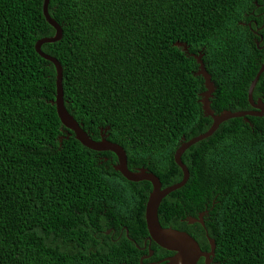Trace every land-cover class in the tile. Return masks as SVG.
Here are the masks:
<instances>
[{
  "label": "trees",
  "instance_id": "1",
  "mask_svg": "<svg viewBox=\"0 0 264 264\" xmlns=\"http://www.w3.org/2000/svg\"><path fill=\"white\" fill-rule=\"evenodd\" d=\"M43 1L0 0V264H145L151 184L127 180L112 152L83 146L61 124L55 67L34 47L55 33ZM48 12L62 37L41 50L62 66L66 110L162 187L182 178L173 159L181 138L212 123L195 54L214 83L215 114L252 110L264 0H49ZM252 96L264 103V72ZM247 118L187 148L189 177L158 207L163 227L187 232L202 250L214 240L210 264H264V117ZM202 211L204 225L185 221Z\"/></svg>",
  "mask_w": 264,
  "mask_h": 264
},
{
  "label": "water",
  "instance_id": "2",
  "mask_svg": "<svg viewBox=\"0 0 264 264\" xmlns=\"http://www.w3.org/2000/svg\"><path fill=\"white\" fill-rule=\"evenodd\" d=\"M49 0H44L42 5L43 15L46 21L54 28L55 33L49 37H43L36 41L34 47L36 53L42 58L51 62L56 71V94L54 99V104L56 106V111L60 122L67 129L71 130L75 138L85 147L95 150V151H110L112 152L117 160L114 168L118 170L127 180L129 181H141L145 180L151 184V190L149 192L146 204H145V225L147 229L146 241L154 242L159 247L172 251L174 254L163 260L162 264H196V262L203 257L204 264H210L212 257L214 255L215 242L212 238L208 237L210 250L204 251L200 248L198 242L187 232L180 231L171 227H163L158 220V207L161 200L169 193L177 190L183 186L188 177L189 171L186 165L182 162L181 156L183 152L195 144L196 142L205 139L213 134V132L218 128V126L230 119V118H243L244 122H249L248 116H259L264 117V103L260 98L256 100L253 99L254 87L262 74L264 72V61L261 63L258 72L252 79L248 91L247 99L252 107V110H238L231 111L228 109L222 110L219 114H215L214 110L210 107V98L215 90L213 81L211 80V75L207 72L204 63L201 58V54H195L194 58L198 63L197 70L194 75L201 76L203 78V85L205 90L200 93L199 101L202 104L203 114L206 117L212 119L210 127L203 133L186 140L182 137L179 146L176 148L173 159L176 165L181 169L182 178L179 182L169 185L167 187H162L159 178L152 172H149L146 168L140 167L135 170H131L127 166L126 153L122 146L117 143L111 142L106 138L105 134H101L99 140H94L85 130H83L82 125L78 123L72 115L66 110L63 102V89H62V66L60 62L53 56L43 52L41 46L44 43L55 42L62 37V27L50 16L48 12ZM258 45V42L256 41ZM182 46L183 50H187V46L184 43H178ZM214 204V201H213ZM206 211L200 212L197 217L187 216L185 221L187 223L198 222L204 225L203 217ZM126 236H128V231L126 230ZM147 244L145 243L144 246ZM137 247H139L136 244ZM140 248V247H139ZM152 252V250H150Z\"/></svg>",
  "mask_w": 264,
  "mask_h": 264
},
{
  "label": "flooded vegetation",
  "instance_id": "3",
  "mask_svg": "<svg viewBox=\"0 0 264 264\" xmlns=\"http://www.w3.org/2000/svg\"><path fill=\"white\" fill-rule=\"evenodd\" d=\"M245 15V17H247V18H249V14H247V13H245L244 14ZM251 21H252V19H250V22H245V21H240L239 22V24H242V25H246V26H248V27H250V24H251ZM262 36H260V40H255V41H259V44H260V42H261V40H262ZM101 134H104V133H101ZM213 201H214V199L212 200V205H213ZM215 203V202H214ZM202 212H204V211H202ZM207 212V211H206ZM200 213V212H199ZM198 213V214H199ZM197 214V215H198ZM205 215H206V213H205ZM204 215V216H205ZM207 216V215H206ZM147 244L146 246H147V250H149V252H147V254H145V255H143L142 257H141V259H147V262L145 263V264H162L163 263V260L164 259H166L167 257H169V256H172L174 253L172 252V251H168V250H165L167 253H165L164 251H162V250H158V249H156L155 247H153V248H151V242H149V241H146V237H145V239L143 240V246L141 247L142 249H144L146 246H144V244ZM152 249V252H150V250ZM209 250H210V245H209ZM209 250H206V251H209ZM161 254L159 257H155L157 254ZM214 256V255H213ZM202 258V260H200V261H202L203 263H204V258L203 257H201ZM213 258V257H212ZM140 259V260H141Z\"/></svg>",
  "mask_w": 264,
  "mask_h": 264
}]
</instances>
